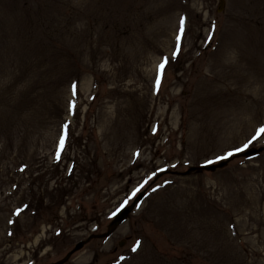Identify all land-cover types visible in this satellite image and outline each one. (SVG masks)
Segmentation results:
<instances>
[{"label":"rangeland","instance_id":"1","mask_svg":"<svg viewBox=\"0 0 264 264\" xmlns=\"http://www.w3.org/2000/svg\"><path fill=\"white\" fill-rule=\"evenodd\" d=\"M261 52L264 0H0V264H264Z\"/></svg>","mask_w":264,"mask_h":264},{"label":"water","instance_id":"2","mask_svg":"<svg viewBox=\"0 0 264 264\" xmlns=\"http://www.w3.org/2000/svg\"><path fill=\"white\" fill-rule=\"evenodd\" d=\"M222 9H223V1L221 2V6H220L219 10L221 11ZM263 150L264 149H260V150H257V151H250V152H247L245 155L246 156L255 155V154L259 153V152H262ZM221 167H223V165H221ZM210 169L214 170L215 167H211ZM143 197H144V193L140 194L135 199L134 203L130 207H128V208L124 209L123 211H121L119 213V215L112 221L110 227L113 228V229H116L117 227H119L120 225L125 223L127 218H128V216L132 213V211H133L134 207L136 206V204L139 203L143 199ZM83 246H84L83 243H80L79 245H77L75 250L69 254L68 258L71 257L75 252L79 251Z\"/></svg>","mask_w":264,"mask_h":264},{"label":"bare ground","instance_id":"3","mask_svg":"<svg viewBox=\"0 0 264 264\" xmlns=\"http://www.w3.org/2000/svg\"><path fill=\"white\" fill-rule=\"evenodd\" d=\"M257 58H259V61H261V63H262V66L261 67H263V64H264V53H259V54H257ZM254 67H256V66H254ZM256 71H258V70H254L253 72H252V77H256L257 76V73H256Z\"/></svg>","mask_w":264,"mask_h":264}]
</instances>
